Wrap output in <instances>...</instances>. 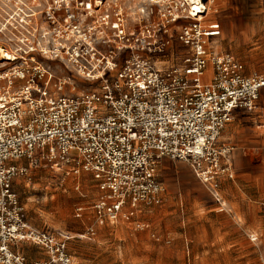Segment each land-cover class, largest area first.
I'll list each match as a JSON object with an SVG mask.
<instances>
[{"label": "built area", "instance_id": "built-area-1", "mask_svg": "<svg viewBox=\"0 0 264 264\" xmlns=\"http://www.w3.org/2000/svg\"><path fill=\"white\" fill-rule=\"evenodd\" d=\"M40 1L30 4L40 11L7 21L0 45V264H74L72 236L32 225L15 190L39 160L94 179L95 226L147 228L137 217L163 203L165 158L186 162L225 210L235 146L222 133L237 112L258 108L264 74L246 76L243 63L214 49L216 0ZM176 44L183 63L163 69ZM24 244L47 259L30 261Z\"/></svg>", "mask_w": 264, "mask_h": 264}, {"label": "rangeland", "instance_id": "rangeland-1", "mask_svg": "<svg viewBox=\"0 0 264 264\" xmlns=\"http://www.w3.org/2000/svg\"><path fill=\"white\" fill-rule=\"evenodd\" d=\"M32 2L36 3L34 6L41 4L40 0H0V45L5 41L4 34H8L4 31L7 21L20 20L31 15L32 10L40 11L30 5ZM220 16L225 18L227 27L214 49L230 53L243 63L246 76L264 74V0H216L210 20ZM241 26L245 28L242 31ZM180 48V44L174 45L175 57L171 54L168 60H162L163 69L183 63L184 52ZM73 76L83 91L87 84ZM210 78L211 70L205 82ZM258 105L264 107V91ZM253 160L264 165V151L254 154ZM161 169L160 166L165 189L163 203L152 213L143 214L151 225L144 232L132 230L135 226L105 222L95 229L96 236L87 234L96 223L92 207L99 196L90 175L79 177L52 170L46 161L39 160V167L28 178L17 179L14 187L32 225L72 236L69 249L76 264H264L263 206L258 219L244 221L245 226L256 227L250 232L248 227L240 228L235 220L220 213L221 206L186 162H171L163 175ZM80 208L85 209L82 218H78ZM22 246L20 251L30 261L47 259L41 249Z\"/></svg>", "mask_w": 264, "mask_h": 264}, {"label": "crops", "instance_id": "crops-1", "mask_svg": "<svg viewBox=\"0 0 264 264\" xmlns=\"http://www.w3.org/2000/svg\"><path fill=\"white\" fill-rule=\"evenodd\" d=\"M219 21L222 26V34L218 41L223 37V34H225L227 27L223 16H220ZM239 29L242 31V29L244 30L245 28L241 26ZM222 134L221 138L223 141L234 145L235 151L232 154L233 178H229L228 176L224 177L221 187L223 198L227 203V208L225 210L221 208L220 213L228 215L236 221L240 228H242L245 226L244 221L258 219L263 211L262 206L264 207V165L255 164L253 160L254 154L259 155L264 151V107L258 105V108L250 113L244 111L237 112L233 122L226 126ZM171 162L176 165L177 162L181 161H174L169 158L163 159L160 165L162 168L160 171L162 175L164 172L166 174L165 168L170 165ZM192 173L194 174L193 170ZM97 192L99 195L98 187ZM158 207L149 208L145 210L144 213L147 211L152 213L153 210ZM143 214L137 217V221L148 227L141 230L134 227L131 228L132 230L136 232H144L151 229V225L146 223L147 216H144L145 214ZM107 223L112 226L120 223L133 227L131 223H127L124 220L117 223L107 221ZM104 225L105 224H97L96 229L97 227L100 229ZM251 226L245 227H248L250 232L255 231L256 227ZM96 234L94 236H96ZM83 235L84 234L80 236ZM74 264H76L75 257Z\"/></svg>", "mask_w": 264, "mask_h": 264}, {"label": "bare ground", "instance_id": "bare-ground-1", "mask_svg": "<svg viewBox=\"0 0 264 264\" xmlns=\"http://www.w3.org/2000/svg\"><path fill=\"white\" fill-rule=\"evenodd\" d=\"M214 11V7H213V9L211 10V13ZM6 56V52L5 51H2V49L0 48V58H6L5 57Z\"/></svg>", "mask_w": 264, "mask_h": 264}]
</instances>
